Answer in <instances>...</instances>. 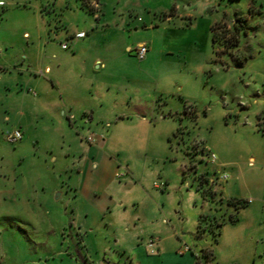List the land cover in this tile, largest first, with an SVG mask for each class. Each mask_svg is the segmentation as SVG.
<instances>
[{
	"label": "rangeland",
	"instance_id": "1",
	"mask_svg": "<svg viewBox=\"0 0 264 264\" xmlns=\"http://www.w3.org/2000/svg\"><path fill=\"white\" fill-rule=\"evenodd\" d=\"M80 29L88 36L77 45L69 33ZM140 42L150 46L144 59L135 51ZM96 57L105 64H93ZM98 85L104 111L91 118L82 106ZM71 97L74 127L56 108ZM20 123L23 139L10 143L5 135ZM91 143L106 156L94 157L90 192L127 201L166 193L165 209L176 222L184 218L193 241L194 214L210 191L202 185L214 180L224 202L216 221L224 220L210 239L223 260L252 264L253 247L264 243V0H2L0 264H102L117 233L143 225L131 205L125 219L121 209H90L80 240L77 220L56 196L67 179L80 180ZM166 179L167 189L155 187ZM93 182L106 183L93 189ZM156 208L145 202L140 210L155 223Z\"/></svg>",
	"mask_w": 264,
	"mask_h": 264
},
{
	"label": "crops",
	"instance_id": "2",
	"mask_svg": "<svg viewBox=\"0 0 264 264\" xmlns=\"http://www.w3.org/2000/svg\"><path fill=\"white\" fill-rule=\"evenodd\" d=\"M98 6L100 7L98 11H100L101 4L98 3ZM96 18L98 24H101L103 20L102 17L100 15H97ZM127 22L128 20H126V23ZM116 23L118 22L116 21ZM109 24L110 22H107L106 26H109ZM139 25V21L134 22V27H138ZM143 26L148 27V25L145 23H143ZM94 28L95 24L92 23L91 29L93 30ZM78 32H85V37L74 38V35ZM61 33H55V37L62 40ZM92 34L93 33H91L90 36H92ZM69 36L71 42H77V45H79L84 43L83 39L88 36V33L84 29H80L76 32L69 33ZM92 62L93 64H96L97 67L101 64H105V61L101 57L93 58ZM83 63L86 65L88 63V60L85 59ZM57 66L60 67V63H57L55 67ZM44 70H50V72H52L53 66L47 64L44 66ZM53 81L56 82L57 77H53ZM99 94V85L96 86L95 90L86 92L85 97L87 98V100L85 101H88L90 98L92 100V104L85 103V105L82 106V110L85 114H90L91 118H94L97 113H102L104 111V100H102ZM68 99L66 100V102L64 101L63 104L60 102L56 103V108L57 111L61 110V117L68 118L70 121V125L74 127L75 125L72 123V118H74L75 116V110L72 105L74 101L72 100V97L71 99ZM16 128H19L23 131L24 127L20 123L14 129ZM90 145L91 146L88 149V153L90 152L88 158L90 159H87L85 161L82 160L81 164L79 163L78 172L81 176L80 180H78L77 177L76 179H74L73 183L71 179H67L65 181V184L67 185L64 186V188L61 189V191L57 194L56 199L60 201L64 200L63 202H65V206L71 209V220H77L76 225L78 226V228H80V231L83 228V231H89L88 226H90V224L86 217L90 215V209L92 211H95L97 209L98 211H100V213L103 212L105 214H107V212L114 213L116 209H121L123 212V216L121 217L122 219H125L127 218V216H125L126 212L131 205L135 210L134 220L140 221L143 224L138 226V223H136V228L131 229L130 227H128L125 230L122 229L120 233H117L118 239L116 240V250L112 252L111 256L105 253L103 257H101L102 264H117L115 261H111L112 259H118L119 264H238L235 259L227 261L221 258L216 244H214L210 239L211 235L213 236V234L209 229L205 230L203 233H198L197 231L198 221L201 215L208 214L212 216V219L214 220L216 219V216L221 215L223 209L221 207V204H223L224 202L223 197L219 198L218 196L219 192L221 191L220 189L216 188L214 180H205V185L203 184L204 182H202V187L205 186V189L210 188V191L204 193V197L202 200L203 207L198 211L197 219L196 213L194 214L195 229L193 230L195 232V235L193 241V238H191V231H186L185 229L184 218H178L176 222L175 219H173L174 214L172 213V211L170 213L165 209L167 197L166 193L157 192L156 196H154V194H144V197L142 199L135 198L132 199V201H127L125 200V196L120 193L116 194L108 192L104 195H99L96 192H90L91 190H88L89 182L95 179L91 174V169H98V162L97 159H94V157L102 158L106 156L105 152L102 151L100 146L95 147L92 143ZM113 164L110 166V169L115 167V165ZM69 176L71 175L69 174ZM70 182L72 183L70 184ZM164 182L166 183L164 189H167L169 184L167 179ZM94 183L95 182L91 183V187L93 189L95 188V185H99L98 187L101 188L105 185L106 182H104L103 185H101L102 182H97L94 186H92V184ZM121 185H123V187L126 189L128 188L127 186H131L132 189L135 187V185L131 184L130 182H124V184ZM54 188L56 189V187ZM71 188H74L75 191L70 190ZM81 190L84 191L81 192ZM38 199H42L45 204H50L51 201V198L48 194L45 196L39 194ZM218 200H220V202H218ZM145 202H147V204H149V206H151L152 208H156V204L163 205L161 209L156 208L159 214L157 222L154 223L153 221H149L146 216H143V211L140 209L142 204ZM52 207L56 208L57 205L54 206V204H52ZM177 213L180 214V211L177 210ZM179 220L182 222V225L181 222L179 223ZM175 222L176 224H171ZM174 225H181V227L179 226L180 229H177L179 230L177 231L178 233H174L172 231ZM95 228L96 226L91 224V230H94ZM80 233V240H83L85 242V235H83L82 231ZM152 239L154 240V242H151ZM204 251L211 252L208 258L204 256ZM252 260V264H264V243L259 241L255 244L252 249ZM89 263L98 264V260L90 259Z\"/></svg>",
	"mask_w": 264,
	"mask_h": 264
},
{
	"label": "built area",
	"instance_id": "3",
	"mask_svg": "<svg viewBox=\"0 0 264 264\" xmlns=\"http://www.w3.org/2000/svg\"><path fill=\"white\" fill-rule=\"evenodd\" d=\"M1 4L2 2H0V5ZM85 35H86L85 32H78L74 35V38H83L85 37ZM62 46L63 48H68V43H63ZM135 51L139 59H144L147 53L149 52V46L147 43H140L137 45ZM5 137L7 141H9L10 143H16L23 139V131L19 128H16L12 131L7 132ZM89 141H94V139L90 137ZM211 159L216 160V156L213 153L211 154ZM154 185L156 188H161V189L165 187L164 182L161 183L156 182ZM151 242H154V240L152 239Z\"/></svg>",
	"mask_w": 264,
	"mask_h": 264
},
{
	"label": "trees",
	"instance_id": "4",
	"mask_svg": "<svg viewBox=\"0 0 264 264\" xmlns=\"http://www.w3.org/2000/svg\"><path fill=\"white\" fill-rule=\"evenodd\" d=\"M253 3L250 5V8L253 7ZM221 27V23H215L212 25L211 29H212V33H213V42L218 41V28ZM207 191V190H206ZM247 201L244 202L245 206L247 205ZM231 220H234V215H231L230 217ZM223 220L220 221H216V219H209V217H207L206 215H201L198 221V227H197V231L198 233H203L205 230L209 229L212 234L214 239L217 241V229H219L222 226ZM211 254L210 251H204V256L206 258L209 257V255Z\"/></svg>",
	"mask_w": 264,
	"mask_h": 264
},
{
	"label": "snow or ice",
	"instance_id": "5",
	"mask_svg": "<svg viewBox=\"0 0 264 264\" xmlns=\"http://www.w3.org/2000/svg\"><path fill=\"white\" fill-rule=\"evenodd\" d=\"M0 2H2V0H0Z\"/></svg>",
	"mask_w": 264,
	"mask_h": 264
}]
</instances>
